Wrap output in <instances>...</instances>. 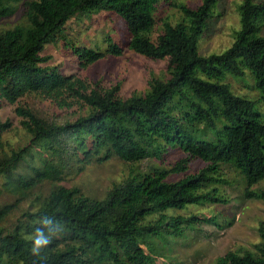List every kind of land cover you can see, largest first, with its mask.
<instances>
[{"label":"trees","instance_id":"trees-1","mask_svg":"<svg viewBox=\"0 0 264 264\" xmlns=\"http://www.w3.org/2000/svg\"><path fill=\"white\" fill-rule=\"evenodd\" d=\"M23 0H0V20L16 12ZM162 0H26V23L0 30V101L16 104L15 112L31 135V144L14 147L4 139L9 120L0 119V175L16 188V201L0 205V222L19 201L43 183L47 194L37 195L12 228L0 226V264H157L159 243L169 244L201 222L200 214L178 210L226 199L218 193L221 164L244 175L246 197L264 199L251 189L264 180V0H242L241 29L222 53L202 55L200 36L218 0L197 7L178 5L184 19L165 22L157 41L150 38L155 10ZM111 11L126 23L128 46L154 59L169 58L168 76H152L144 93L120 95L121 84L102 88L86 79L47 65V45L61 35L88 67L107 53L120 55L117 43L106 50L78 44L66 35L67 24L79 14ZM248 69L259 96L235 94L227 75ZM32 96L49 99L59 108L84 109L77 118L57 122L34 104ZM178 150L185 156L150 172L140 165ZM118 157L128 166L105 197L93 198L80 186L60 182L93 162ZM206 163L191 170L192 160ZM179 174L178 179H172ZM204 221L211 219L204 218ZM215 221V220H214ZM40 229L51 242L32 253ZM253 248L229 251L214 264H264V222Z\"/></svg>","mask_w":264,"mask_h":264},{"label":"rangeland","instance_id":"rangeland-1","mask_svg":"<svg viewBox=\"0 0 264 264\" xmlns=\"http://www.w3.org/2000/svg\"><path fill=\"white\" fill-rule=\"evenodd\" d=\"M24 1L16 4V12L0 20V30L26 23ZM203 0H175L178 5L186 4L197 7ZM260 1V0H254ZM242 0H218L212 15L206 21L204 31L198 43L199 53L208 56L222 53L234 43L235 35L241 29L240 8ZM156 25L149 33L150 38L157 41L164 31L165 22L177 23L184 19V13L167 1H160L155 10ZM264 31V27H263ZM66 35L76 43L99 47L106 50L109 39L117 43L123 51L120 55L107 53L106 57L96 63L82 67L77 55L67 45L62 35L49 43L43 52L51 55L47 65H59L65 74H74L86 79L89 86L108 88L121 84L120 95L130 97L134 93H144L149 87L152 76L165 78L168 76L169 58L154 59L136 52L128 46L130 34L126 23L111 11L79 14L67 24ZM232 91L237 95L248 97L259 96L252 73L245 69L242 76L227 75ZM40 108L47 116L57 122L73 120L84 112L80 105L73 108H59L49 99L32 96L22 100ZM16 104L0 101V119L9 120L11 127L4 132V139L14 147L31 144V135L21 124V118L15 112ZM258 110L264 114V103L258 104ZM178 150L166 152L161 158L150 157L140 165L141 171L150 172L153 167L174 164L184 157ZM201 160L191 161V170L205 166ZM128 166L118 157L103 162H93L83 171L71 172L62 184L78 185L83 192L93 198L105 197L114 182L120 181L127 173ZM220 179L217 183L218 193L226 199L219 202H206L191 205L187 209L178 210L181 214H200L199 223L190 227L183 236L172 237L169 244L159 243L161 253L157 264H214L216 259L229 251H244L253 248L259 241L258 228L264 222V199L246 197L247 182L244 175L235 166L223 163L220 168ZM179 174L172 179H178ZM8 179L0 175V205L11 203L18 198L15 187L7 185ZM52 183H43L36 191L19 201L18 208L0 222L5 229L12 228L17 219L25 212L32 210L38 194H47ZM251 189L264 192V180ZM204 218L211 221H204ZM215 220V221H214Z\"/></svg>","mask_w":264,"mask_h":264},{"label":"clouds","instance_id":"clouds-1","mask_svg":"<svg viewBox=\"0 0 264 264\" xmlns=\"http://www.w3.org/2000/svg\"><path fill=\"white\" fill-rule=\"evenodd\" d=\"M51 241L46 239L40 229H36L33 237L32 253L39 255L40 249L46 247Z\"/></svg>","mask_w":264,"mask_h":264}]
</instances>
